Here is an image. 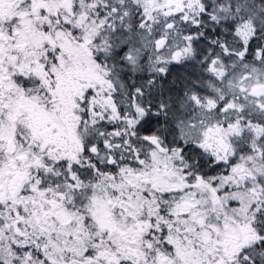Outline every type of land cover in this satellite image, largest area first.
Masks as SVG:
<instances>
[{
	"label": "snow or ice",
	"instance_id": "snow-or-ice-1",
	"mask_svg": "<svg viewBox=\"0 0 264 264\" xmlns=\"http://www.w3.org/2000/svg\"><path fill=\"white\" fill-rule=\"evenodd\" d=\"M0 264H264V0H0Z\"/></svg>",
	"mask_w": 264,
	"mask_h": 264
}]
</instances>
